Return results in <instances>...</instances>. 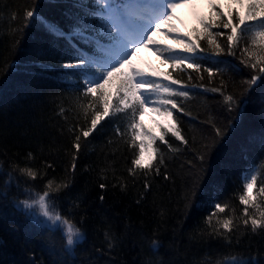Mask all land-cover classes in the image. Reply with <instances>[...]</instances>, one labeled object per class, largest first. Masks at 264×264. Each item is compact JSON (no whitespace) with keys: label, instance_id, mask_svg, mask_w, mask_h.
Wrapping results in <instances>:
<instances>
[{"label":"snow or ice","instance_id":"obj_1","mask_svg":"<svg viewBox=\"0 0 264 264\" xmlns=\"http://www.w3.org/2000/svg\"><path fill=\"white\" fill-rule=\"evenodd\" d=\"M204 2L30 0L22 14L0 9L11 37L0 64V264H264V199L250 194L256 187L264 197V0H228L227 11L206 0L209 14L180 34L177 9ZM30 29L42 33L39 44L29 46ZM158 34L176 47L162 48ZM141 48L173 71L137 67ZM194 107L205 118L188 136L180 125L199 118ZM148 111L163 118L157 130L143 123ZM109 128L100 163H84ZM240 132L238 151L222 162ZM121 145L131 155L123 171L111 159ZM245 161L241 190L224 196L225 174Z\"/></svg>","mask_w":264,"mask_h":264},{"label":"trees","instance_id":"obj_2","mask_svg":"<svg viewBox=\"0 0 264 264\" xmlns=\"http://www.w3.org/2000/svg\"><path fill=\"white\" fill-rule=\"evenodd\" d=\"M28 2H30V0H0V9H3L4 5L7 4V5H11L14 9L20 10L22 14L23 7ZM41 3L48 4L49 0H41ZM45 11L48 13L51 19L53 20L58 19L59 10L54 9V8H48V9H45ZM7 27H8V21L6 19L0 20V64H3L4 58L6 56H10L11 37L7 33ZM41 39H42L41 32H39L36 29L28 30L27 42L29 46H34V45L39 44ZM171 71H173V69L170 68L166 71V73L171 72ZM191 71L192 70H190L189 72ZM193 75L195 76V73H193ZM154 78L161 79V80L163 79V77H154ZM164 82L167 83V81H164ZM198 114H199V118L194 119V120H189L188 117H182V119L185 122L182 123L180 127L183 130L184 134L191 136L192 133L189 131L190 127H201L202 126L200 124V120L205 118L203 110L198 107H194L193 116H197ZM45 119L46 120L51 119V123L53 125H55L57 121L59 120V118L54 115L51 109H46ZM106 122L107 120L103 121L102 124ZM51 131L55 133L56 128L52 127ZM110 134H111V128L107 130V134L105 136L100 137L95 142L94 150L89 154L87 158H85L84 163L86 164L87 163H91V164L100 163V161L97 159L98 156H101L100 147L105 143L107 135H110ZM243 139H244L243 133L242 132L238 133L237 143H234L228 149L225 150V157L222 162H228L230 154L238 151L239 142H243ZM176 143L179 144V141H176ZM111 159H114L116 162V167L120 169L121 171H123V168L125 167L126 162L130 161L131 155H130V152L125 150L124 147L121 145L120 152H118L115 157H111ZM59 160L61 163H67V158L63 156L59 157ZM177 166H178V162L173 165V167H177ZM247 166H248L247 161L243 163H239V164H233L232 167L229 169V171L225 174L224 180H223V195L224 196H233L239 193V191L241 190V185H242V173H243V170ZM83 183H84V180L83 178H81L80 180L81 187L83 186ZM178 190H179V186L177 185V191L173 192V198H175V196L178 194ZM169 191H171L170 185H166V184L162 185L160 189L161 195L166 197ZM252 191L253 192L251 195L254 198V202H259V200L264 199V197L256 196V187H254ZM134 195H135V189L130 190L128 196L123 198L124 205L131 204V201ZM232 204L234 207L237 208V211L239 212L242 206L239 205L238 201L233 199ZM208 210H210L208 208V203L205 202L204 209H202V214ZM131 215H132L133 221L136 222V226L139 227L140 225L138 222V215L134 210V206H133V211ZM149 216H151V212H149ZM150 224H151L150 220L146 219L145 225H144L145 232H150ZM9 239L11 238L9 237ZM256 239H259V237H257ZM97 243H99V240H97ZM13 255H14L13 253H10L9 256L6 258H13ZM37 255H43V258L46 261L48 259L47 255H44L43 253L38 252Z\"/></svg>","mask_w":264,"mask_h":264},{"label":"rangeland","instance_id":"obj_3","mask_svg":"<svg viewBox=\"0 0 264 264\" xmlns=\"http://www.w3.org/2000/svg\"><path fill=\"white\" fill-rule=\"evenodd\" d=\"M223 6L228 10L229 4H228V0H221ZM209 11L207 2L205 0L204 3L196 6L195 8H191V7H181L179 9H177L176 12V19L173 21L175 27L182 33H185L187 35H190L191 30L194 27H199L198 24V17L199 16H204V14ZM188 14H191V17L189 19ZM189 19V20H188ZM140 51H138L139 53ZM153 60L152 56H148ZM134 61H144V55L138 54L135 56ZM161 62L159 61V64ZM142 65H144L145 69H147V66L144 63H140ZM153 64L156 67H159L158 65H156V62H153ZM164 68V67H162ZM152 72V71H151ZM143 123L146 126V128L148 129H152V130H157L156 129V124L157 122H162V117L155 115L154 113H152L151 111H148L145 113V115L143 116ZM150 157L149 154L146 152L145 153V157H144V163H147L149 161ZM253 190V189H252ZM251 193L252 194V191Z\"/></svg>","mask_w":264,"mask_h":264},{"label":"bare ground","instance_id":"obj_4","mask_svg":"<svg viewBox=\"0 0 264 264\" xmlns=\"http://www.w3.org/2000/svg\"><path fill=\"white\" fill-rule=\"evenodd\" d=\"M188 16H189V19H190V17H191V14H188ZM189 19H188V20H189Z\"/></svg>","mask_w":264,"mask_h":264}]
</instances>
